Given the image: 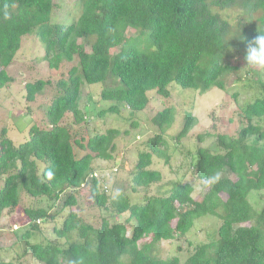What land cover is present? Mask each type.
Masks as SVG:
<instances>
[{
    "label": "trees",
    "instance_id": "1",
    "mask_svg": "<svg viewBox=\"0 0 264 264\" xmlns=\"http://www.w3.org/2000/svg\"><path fill=\"white\" fill-rule=\"evenodd\" d=\"M77 1L80 15L62 25L50 21L53 0H0V88L13 82L7 67L22 38L33 30L44 46L48 69L67 65L65 80L55 83L63 92L52 97L45 112L47 127L32 125L18 145L5 128L0 130V216L19 208L22 194L36 200L35 206L23 207L27 223L10 229L15 239L9 247H20L21 257L40 264H181L177 256H155L154 246L184 238L197 219L211 216L220 221L216 239L194 245L184 264H264V206L255 210L248 199L252 191H264V69L253 70L250 86L256 95L239 111L234 134L211 131L196 136L199 144L214 139L212 146H198L190 154L194 177L210 180L197 199L188 184H175L163 196H144L142 203L132 202L124 192L117 197L116 191L108 194L104 186L101 190L92 164L112 159L120 131L110 128L88 136L91 117L80 108L84 85L104 86L100 100L110 105L94 116L103 118L122 110L136 115L146 109L150 92L168 99L172 83L203 94L212 88L224 91L231 76L243 81L240 61L233 63L229 52L235 49L242 61L248 42L264 30V0ZM227 11L238 13L235 22L222 15ZM127 29L147 36L131 39ZM79 40L89 42L91 51ZM51 83H26L25 102L33 103ZM173 119L171 107L152 118L159 133L137 154L131 193L161 180V173L149 166L153 157L168 163L162 136ZM194 122L187 114L175 139L185 138ZM87 182L94 205L115 222L102 218L94 227L72 210L78 204L77 190ZM65 210L53 232L66 242L37 240L40 225ZM121 216V222L114 219ZM145 239L149 241L141 244ZM1 252L0 247V264H21L5 260Z\"/></svg>",
    "mask_w": 264,
    "mask_h": 264
},
{
    "label": "rangeland",
    "instance_id": "2",
    "mask_svg": "<svg viewBox=\"0 0 264 264\" xmlns=\"http://www.w3.org/2000/svg\"><path fill=\"white\" fill-rule=\"evenodd\" d=\"M53 3L54 8L50 15L51 23L69 25L81 13V5L77 0H53ZM222 15L232 22H235L238 17V13L233 11H227ZM146 36V32L126 30V37L131 39L143 40ZM79 43L83 44L87 52L91 51L89 42L79 40ZM231 53H233V58L230 60L233 63L236 60L240 61L238 75L243 81H237L236 77L238 76H231L226 82L224 91L212 88L203 94L192 89H182L172 83L168 87L170 91L168 99L159 98L154 92H150L146 109L134 116H130L127 110H122L119 114H107L103 118H94L98 111L107 109L110 103L100 100L99 94L103 85L83 86L80 108L91 117L87 124V135L104 133L110 128L120 131V135L114 141L115 150L112 159L109 161L95 160L92 164L93 171L100 180L101 190H104V186L108 194H112L114 191L127 193L131 201L137 203H142L144 196H163L175 184L190 185L192 187L191 197L195 199L206 192L207 189L204 188L202 181L197 180L191 173L190 154L195 152L198 146H212L214 139L209 138L199 144L196 136L211 131L234 134L241 120L239 111L256 95L253 85L250 86V80L255 78V74L253 75L255 69L248 68L244 58L242 61L239 60L240 58L236 54L234 55L235 49L232 48L229 54ZM43 57L44 46L37 36L36 30H33L32 33L22 38L20 49L7 67V73L13 78V82L0 88V130L6 129V135L13 145H18L28 138V132L32 125L47 127L45 112L52 97L58 92H63V88L57 89L55 83L65 80L67 65H63L59 70H50ZM230 57L228 55L227 59ZM39 79L51 80L53 84L46 85L36 96L34 102L28 104L24 100L25 84ZM165 107H171L174 115L173 124L162 136L167 145L161 146V149H165L169 161L166 164L163 159L153 157L149 169L160 172L161 180L151 184L147 189L139 190L138 193L133 194L130 192L131 172L137 161V154L145 151L147 140L159 133L158 128L152 123V118ZM187 114L194 117V126L185 138L176 140L175 136L181 130ZM79 132L85 133L86 130L81 129ZM77 197L78 204L72 210L76 211L85 222L98 227L102 218H110L109 212L100 210L94 205L88 182L77 190ZM248 199L252 207L259 210L264 206V191H252ZM35 204L36 200L22 194L21 206L12 214L4 211L0 216V247L5 260H16L21 264H40L30 256L21 257L22 249L20 247H9L15 239L10 229L27 223L22 212L23 207L35 206ZM67 211L60 213L53 221L41 224V231L36 239L63 245L66 239L57 238L53 228L61 226ZM114 219L121 222L124 218L121 216L114 217ZM109 222L115 221L110 218ZM219 224L220 221L214 217H200L184 238L159 243L154 246L153 254L161 259L177 256L181 264H184L194 245L209 243L216 239ZM148 241L149 239H145L141 244ZM17 256L19 257L17 258Z\"/></svg>",
    "mask_w": 264,
    "mask_h": 264
},
{
    "label": "clouds",
    "instance_id": "3",
    "mask_svg": "<svg viewBox=\"0 0 264 264\" xmlns=\"http://www.w3.org/2000/svg\"><path fill=\"white\" fill-rule=\"evenodd\" d=\"M244 60L248 68L264 69V30L257 31L255 37L248 42ZM51 175L50 172L49 177ZM202 183L204 187H207L210 180H204ZM114 195L118 197L120 192L116 191Z\"/></svg>",
    "mask_w": 264,
    "mask_h": 264
}]
</instances>
